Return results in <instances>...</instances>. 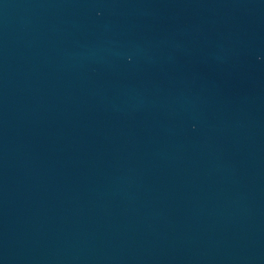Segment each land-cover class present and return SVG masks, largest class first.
<instances>
[{
	"label": "water",
	"instance_id": "1",
	"mask_svg": "<svg viewBox=\"0 0 264 264\" xmlns=\"http://www.w3.org/2000/svg\"><path fill=\"white\" fill-rule=\"evenodd\" d=\"M0 264H264V0H0Z\"/></svg>",
	"mask_w": 264,
	"mask_h": 264
}]
</instances>
